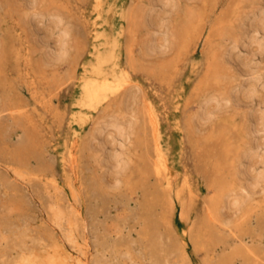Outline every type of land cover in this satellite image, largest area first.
Returning a JSON list of instances; mask_svg holds the SVG:
<instances>
[{
  "label": "rangeland",
  "instance_id": "1",
  "mask_svg": "<svg viewBox=\"0 0 264 264\" xmlns=\"http://www.w3.org/2000/svg\"><path fill=\"white\" fill-rule=\"evenodd\" d=\"M106 1L111 7L102 13L110 24L98 25V29L117 30L121 26L117 15L122 5L127 7L129 23L135 26H129L128 20L123 23L129 29L120 36V58L124 63L128 61L127 48L131 45L135 67L130 71L137 82L107 103L118 107L117 102L124 99L120 104L123 120L131 119L133 109L141 110V99H130V92L137 91L139 98L143 93L155 105L161 115L163 144L175 173L173 186L166 189L165 179L158 178L151 169L154 151L143 121L124 146L128 163L123 170L114 168L104 154L101 162L95 164L90 155L96 153V143L87 146L86 141L93 121L104 111L77 105L76 80L57 81L66 75L71 62L66 59L52 64L47 50L66 24L72 32L71 56H78L80 61L91 59L87 32L96 18L95 0H35L33 5V0H0V264H25L27 257L57 255L56 244L72 256L65 264L81 258L86 264H264V179L253 189L249 186L247 191L228 193L215 218H211L210 212L220 205L219 183L232 179L229 163L249 139L244 133L247 125L254 128L253 117L264 114V62L259 55H252L257 51V43L248 45L241 36L234 55L251 59L252 64L245 68L236 62L231 64L232 71L239 74L242 69L259 68V78L256 73L237 78L244 87L255 83L256 94L248 106H237L233 113L224 111L219 117L202 123L195 120L192 127L189 125L202 93L208 95L224 87L220 83L213 85L215 88L210 86L212 55L220 62V45L230 46L234 37L247 33L242 17L258 4L264 8V0H178L180 5L170 9L155 2L150 15L154 43L168 37L169 32L179 36L184 20L193 15L189 20L198 31L184 49H178L174 43L156 52H147L143 47L145 30L140 24L147 0ZM27 11L37 13L27 19ZM187 11L189 15L185 14ZM130 27L135 29L133 35ZM260 37L263 35L259 34L258 40ZM130 39L132 42H128ZM226 124H230L229 131ZM223 125L226 133L221 146L214 139ZM233 127H239L241 134ZM262 135L259 132L252 137L259 142ZM76 138L77 145L81 143L74 148L76 160L72 165L66 164L72 190L61 170V156H66ZM116 141L107 144L105 153L113 152ZM228 146L233 158L226 152ZM263 149L252 155L250 162L256 163L253 174L264 172L259 162ZM141 158L145 160L142 162ZM242 175L238 178L246 185ZM185 178L191 191L185 194L188 208L181 218V204L175 191ZM236 194L246 201L230 205ZM56 207L64 213L60 224L52 218V209ZM69 235L74 236L73 240H69ZM86 243L84 258L81 252Z\"/></svg>",
  "mask_w": 264,
  "mask_h": 264
},
{
  "label": "bare ground",
  "instance_id": "2",
  "mask_svg": "<svg viewBox=\"0 0 264 264\" xmlns=\"http://www.w3.org/2000/svg\"><path fill=\"white\" fill-rule=\"evenodd\" d=\"M147 2L148 3H147V7L145 9V12L143 11L144 14H143V16H141L142 17V19H141L142 24H140V25H143L141 27H144V30H145V33H144L145 34V37H144L145 40L143 43V47L145 48V50L147 52L148 51L149 52L150 51L156 52L157 49H162L163 47L165 48V46H173L174 43L177 44L178 49H184V47L186 46V44L188 42V39H190L192 34L194 32L198 33L197 28H196L197 27L196 24L194 23V25H192L191 20H189L190 18H193L194 15H193V17H189L187 20L185 19L186 16L183 18V19H185L184 20L185 22L183 21L184 23H183V25H181L182 27H180L179 36L176 37V35L174 36L172 33L169 32L167 35L168 37L162 38L159 42L154 43L153 37L155 34V30L152 29L153 23L150 20L151 19L150 15L152 14L151 12L153 11V7L155 6V2L161 4L162 8L166 7V8L170 9V8L175 7V6H179L180 1H178V0H147ZM34 3H35V0H33L31 5H33ZM107 3H108V1H106V0H95L94 10L96 13V18L94 21H92L91 24H89V29L87 32V35H88L89 40L91 42V50L89 51V53L91 54V59L88 60V58H87V60L85 59V60L80 61L77 58L78 56H71L70 50H72V48H74L73 45L70 44L72 32H71V29L68 25L63 24L59 30L60 33L58 35V38L53 42V45L51 47H49L47 50L48 51L47 54L49 55L50 63L57 64L63 60L69 59L71 62L70 68L66 72V75H64L63 77L57 78V81L65 82V81L71 80V79L76 80L77 85L79 86V98L77 101V105H79L81 107H86V108L90 109L91 111H98L100 108L104 111L103 115H101L100 118H98V120L93 121V126L91 128L90 133L88 134V138L86 141L87 146H91L94 143H96L97 151L95 154H93V156L90 155V157L94 158L93 162L95 164H99L101 162V156L104 154V159H106L108 162H109V160H111L112 166L114 168H117V169L121 168L122 169L124 166H126V164L128 163V156H127V153L124 152V146H125L126 142L128 141L130 135L135 133L134 131H136V129L140 125V122L143 121L144 124L146 122V125H147L148 130H149V136L151 138V142L153 145V151H154V160L151 164V169H152V171H154L155 175L158 178H160V179L164 178L165 179L166 189L171 190V188L173 186V176L175 175V173L173 172L172 167L168 161V154L165 150V146H164L163 140H162L161 115H160V112L156 109L155 105L152 102H150L147 98H145L143 93H142V95H140V98H139V96H136L137 91H133V92L129 91L130 93H129L128 97L130 99L135 100V101H137V99H141V110H138V108L133 109L132 111H130V112H132L131 119L130 118L126 119V117H125V120H123V118H124L123 113L124 112H123V108L120 107V104L123 103L124 99L120 100L121 103H120V101L117 102L118 107H113V105H109L110 103H107L108 99L116 97L118 94L122 93V91L128 89L129 87H132L133 85H135L137 83L136 80L133 79V77L131 75V71H130L131 68L135 67V65H134L135 61L132 58L133 53L131 52V48H130L131 45L129 46V44H127L129 46V48H127L128 52H129L128 61L126 63H124L120 58L121 57L120 36H122L126 32V29H129V28H126L128 24H129V26H133V28H135V26L132 25L131 22L129 23V19H127L128 18L127 7L122 5V7L118 11V15H117L119 18V24H121V26H119V28L117 30H114V32L113 31L108 32L105 30L98 29V25H101V24L102 25H109L110 24V21L106 17H104L103 13H102V11H105L106 9H107V12L109 11V9L111 7V3H109V4H107ZM258 5L249 13L248 16L245 15L244 17H242V22H244V24L242 23V26H244V28H245V26H247L246 27L247 33L245 32L244 35L234 37L231 41L233 44L230 43L231 44L230 46L225 45V44L220 45V48H219V49H221L220 54H219L220 55L219 58H221V60L219 59L220 62H218V61L216 62L217 59L215 58V55L211 54L213 56V59H214V60H212V61H214L213 62L214 64L210 61L212 63V65L210 64V66H209L210 67L209 71L211 73L210 79L212 80L211 81L212 85H210V86H213V85L216 86L220 83L221 86L224 85V87H226V88H224V87H223L224 89L219 88V90L217 89L218 91L212 90L213 91L212 93L211 92H210V94L207 93L208 95H204V96L202 93V97L197 101V109L198 110H197V112H195V114L189 120V125L191 127L193 126L195 120L202 123V121H207L213 117H219L222 112L224 113V111L225 112H232V111L234 112V110L237 106H248V104L250 103V100L256 94L255 83L251 82V83H247L246 85L244 84L245 85V87H244L241 85V82H238L237 78H239V76H242L241 74L253 75L254 73H256L257 78H259L261 76V75H259L260 74L259 68H258V70L257 69H255V70H249V69L245 70L244 69V71L242 69L243 73L240 70L241 74H239L236 71H232V69H231L232 65L231 64H232V62H236V64H238V66L240 68H243V67L245 68V66L249 67V65L252 64L251 59L247 60L245 57L240 58V55H238V54L234 55V50H236V48L240 44L239 41L243 36H244V40L245 39L247 40V42H244V43H247L248 45L253 44L251 42H255V44L257 43V45H256L257 51L255 50L256 52H254V53L252 52V55L253 56L259 55L260 61L264 62V8L260 7ZM106 6H107V8H106ZM143 9H144V7H143ZM189 12L187 11V13H185V14H188ZM36 13L37 12L29 13L27 11L26 18L30 19L32 17V15H35ZM192 14H191V16H192ZM128 15H129V13H128ZM197 16H199V14ZM129 18H131V17L129 16ZM61 20L62 19L59 17L60 23H62ZM126 20H128L127 21L128 24L124 26L123 23ZM179 22H180V20H179ZM197 23L199 24V21ZM181 24H182V21H181ZM137 25H138V23H137ZM177 26L179 27V25H177ZM138 27L140 28V26H138ZM178 27L177 28L173 27V28L178 29ZM158 29H162V27L158 28ZM133 30L135 31V29H132V27H130V32H132V35L134 34ZM127 31L129 32V30H127ZM174 32H176V31H174ZM177 33H178V31L176 32V34ZM259 34L260 35L262 34L263 38L260 37L261 39L259 38V40H258ZM129 37H130V35H129ZM128 42H132L131 39H130V41L128 40ZM248 45L244 44L243 46L247 47ZM247 51H250V50H247ZM179 53L180 52H178L177 54H179ZM241 57H243V56H241ZM207 72H208V70H207ZM210 73H208V74H210ZM206 81H208V78ZM244 81H246V80L244 79ZM203 84H205V83H203ZM215 86H213V88H215ZM216 88H218V87H216ZM132 90H134V89L132 88ZM210 101H214L213 106L208 105L210 103ZM259 104L261 105V102ZM139 108H140V106H139ZM16 110H19V108H17ZM236 111L238 112V110H236ZM222 116H224V115H222ZM226 117L228 118L229 116L227 115ZM91 118H89V120H91ZM142 118H144L145 121ZM253 118H254V122H255L254 124L256 126L254 128H252L253 125L251 126V124H248V125L246 124L247 129H246V131H244L246 136L249 137L248 141L245 143L244 147L240 148V151L237 154V157H235L234 161H232V160L230 161L229 159H226V160L230 161L229 166L231 165L230 169L232 170L230 176H232V179L230 178L231 180H229V182L223 181L222 184L219 183L217 190L219 191L220 195L217 198L220 201V205L217 206V208L215 206L213 208V211L212 210L210 211L212 219L215 218L218 211H221L223 209L221 207H222L224 199L228 195V193L233 192V191L240 192V190L241 191L242 190L247 191V188L249 186L252 187V189H253V186L257 185L262 179H264V172L263 171L253 174V172H254L253 170L255 169L256 163L250 162L254 152H257L258 149L264 148V135H262L260 137V140L258 139L259 142H255L254 138L252 137L253 135H255L259 132L264 133V114L255 115V117H253ZM244 119L247 120V117H245ZM250 119H251V117H250ZM222 121H224V120L222 119ZM224 122H226V121H224ZM69 123L70 122H68V124ZM224 125L222 126L223 128L221 127L222 129H220L219 135L217 132L218 138L214 139L215 141L217 140V143H221V146L222 145L224 146V144H222V143H224L223 139H224V135L226 133ZM229 125L226 124V127L227 128L230 127ZM232 125H234V123H232ZM109 126H111L112 128L109 131H107ZM199 126H200V124H199ZM238 126H239V124H238ZM239 127L241 129V126H239ZM239 127H236V128L239 129ZM235 129L233 127V130H235ZM240 129H239V131L237 130V132H239L241 134ZM227 130L229 131V128ZM228 133L229 132H227V134ZM78 139H81L80 135H78ZM237 139H239V137ZM140 140H141V138H140ZM234 140L237 141L236 139H234ZM115 141L117 142V145L115 146L116 149L113 148V152H111V150H110L109 152H111V153H109V154L105 153V147L107 146V144L114 143ZM76 142H78L77 138L72 142L71 147H69V150L67 151L66 156L65 155L61 156V170H62V173L65 175L66 185L72 190H73V184H72V180H71L70 175L67 174L66 164L70 162L72 165L74 163V161L76 160V156L74 154V148L79 147L81 145V143H79L77 145ZM81 142H83V141L81 140ZM231 145L232 144H230V146ZM235 145H236V143H235ZM230 146L227 147L228 148V150L226 151L227 153L230 152L229 151ZM231 147H233V146H231ZM222 148H224V147H221L220 149H222ZM236 148H237V145H236ZM213 149H214V146H213L212 150ZM215 150H216V148H215ZM229 155H230V157H232L231 156L232 154L229 153ZM146 156H147V154H146ZM223 156H225V155H223ZM219 157H220V154H219ZM148 159H149V157H148ZM141 160L143 162L145 159L141 158ZM222 160L224 161V159H222ZM217 162H218V160H217ZM259 162L262 166H264V153H263L262 159H260ZM222 163L224 164V162H222ZM223 167L226 168L225 165ZM219 168H220V166H219ZM138 170H140V169L138 168ZM220 170H221V168H220ZM262 170H263V168H262ZM240 174L241 175L243 174L242 176L245 177L244 179L246 180L245 181L246 185H244L245 183H244V180L242 181V178L241 179L238 178V176L240 177ZM237 178L240 179L241 181L238 180ZM186 179L187 178H185L183 180V183L181 182V186L178 188V190L175 191L176 192V195H175L176 200L178 202H180V204H181V211H180V217L181 218H183V216L185 215L186 209L188 208L187 203L185 201V194L189 193L191 191L190 184L188 183V181ZM53 181L55 182V180H53ZM214 183H215V181H214ZM161 186H163V185H161ZM227 186H230V187L228 189H225ZM240 193H239V195H240ZM250 193H251V190H250ZM191 194L192 193H190V197H191ZM256 195H258V194H256ZM218 199H216V200H218ZM245 201H246L245 198L241 199L236 194L231 199L230 205L233 204V206H234V204H235V206H236V204L244 203ZM253 201H255V200H253ZM212 204H214V203H212ZM226 207H228V206H226ZM76 209H77V207H76ZM233 212H236V211H233ZM63 216H64V213L59 208L56 207V208L52 209V218L56 224H60ZM221 222H222V220H221ZM73 238H74L73 235H69V240H73ZM55 246H56L57 255L46 254V255H35L32 257H27L25 259V264H65L67 259L71 258L72 256L67 255L62 246L57 245V244ZM83 249H84V251L81 252V255L85 258L87 255V250H88V244L87 243L84 245ZM101 262H102V259H101ZM72 263L73 264H86V261L83 258L79 259L78 261H75L74 259H72Z\"/></svg>",
  "mask_w": 264,
  "mask_h": 264
}]
</instances>
